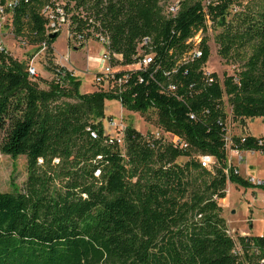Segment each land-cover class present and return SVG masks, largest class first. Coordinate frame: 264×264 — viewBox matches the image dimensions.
<instances>
[{"label": "trees", "instance_id": "obj_1", "mask_svg": "<svg viewBox=\"0 0 264 264\" xmlns=\"http://www.w3.org/2000/svg\"><path fill=\"white\" fill-rule=\"evenodd\" d=\"M10 1L0 0V14H11L20 40L47 43L54 79L49 89L38 88L0 50V154L28 159L23 190L0 192V264H245L233 253L219 199L229 181L252 185L234 167L226 173L225 137L229 117L245 123L264 116V0H181L175 16L166 12L167 0H62L70 39L84 46L105 38L112 65L137 63L140 42L151 40L142 53H153V63L129 71L123 93L91 94L53 61L60 31L47 34L42 10L55 1ZM207 16L218 30L219 56L243 63L237 74L205 73ZM199 32L202 55L193 59ZM106 99L132 111L157 108L161 124L189 147L129 125L123 153L102 123ZM247 132L233 138V148L264 153V136ZM199 152L214 155L219 167L196 158L178 162ZM237 240L259 250L247 251L246 262L261 264L264 235Z\"/></svg>", "mask_w": 264, "mask_h": 264}, {"label": "rangeland", "instance_id": "obj_2", "mask_svg": "<svg viewBox=\"0 0 264 264\" xmlns=\"http://www.w3.org/2000/svg\"><path fill=\"white\" fill-rule=\"evenodd\" d=\"M54 1L57 5L63 2L62 0ZM180 1L167 0L165 2L166 10L167 6L180 3ZM238 9L234 7L232 14ZM69 23V20L62 21L59 26L60 34L52 45L54 49L53 61L60 63V61L64 60L65 55L69 54L70 58L66 62L76 70V77L81 81L80 92L88 94L107 92L96 81V75L103 70L107 63L110 64L109 59L104 54V52L107 53L105 45L101 40L92 37L86 41L84 46H80L76 41L70 39ZM217 31L214 29L208 31L211 56L204 68L217 73L220 77H224L225 74H237L243 63H227L219 56L218 45L215 43ZM201 36V32L195 36L198 38L196 43L201 40ZM0 47H3L6 59L12 58L13 61L22 67V70L27 74L29 81L33 85L40 89H49L50 83L54 79V74L48 69V58H46L48 48L39 47L38 45H23L20 39L14 35L11 14L5 11L0 14ZM113 66L118 71L129 69L128 66ZM32 67L36 69L35 76L29 75V69ZM225 110L228 114L231 113L227 102ZM102 123L105 132L112 137H123L125 128L129 125L142 133L161 132L166 140L176 134L167 130L161 124L157 108L152 107L145 111H132L125 108L117 99L105 100V117L102 119ZM227 127L228 136L232 138L241 136L245 127L247 128V133L252 135L262 136L264 133V124L259 119L255 122L246 121L244 123L229 117ZM120 145L122 152L125 153L124 141ZM228 152H231V148H228ZM210 155L216 159L210 153L199 152L193 153L192 156H181L178 158V162L184 163L189 158L199 160L202 156ZM229 159L231 160V165L238 163L240 174L243 177L253 176L264 179V153L255 151L244 152L239 162L237 161V155L230 153ZM211 167L213 169L219 167L217 159L215 163H212ZM27 177L28 159L26 155H20L15 158L10 155L0 154V192L17 193L23 190ZM263 190L264 186H244L231 181L227 183L226 196L219 199V204L223 207L222 215L226 219L229 232L234 238L237 239L240 235L247 234H263L264 220L262 219V204L259 197Z\"/></svg>", "mask_w": 264, "mask_h": 264}, {"label": "built area", "instance_id": "obj_3", "mask_svg": "<svg viewBox=\"0 0 264 264\" xmlns=\"http://www.w3.org/2000/svg\"><path fill=\"white\" fill-rule=\"evenodd\" d=\"M15 3V1H10L9 6H13V4ZM180 9V3H174L171 4L169 6H167V10L166 12L168 13L169 16H175L178 11ZM1 12H4V9H1ZM43 15H45L46 17L49 18V23L47 24V34L50 35L53 32H57L59 30V26L61 24L62 21H65V16H64V9L62 7V2L61 4H56V3H48L45 5V7L42 10ZM208 17V25H209V30H211V21ZM200 37V35H199ZM196 39H198L197 37H194L195 40V48L189 53L188 57L190 58H198L202 55L201 49L200 47L197 45L198 43H196ZM22 42L23 45L27 46L30 45L27 43L26 40H20ZM101 41L103 42V44L106 43V39L102 38ZM150 38L149 37H145L141 42H140V46H139V50L141 51V57L139 59V61L135 64L129 65L128 68L126 69V72L123 73L122 75H119L117 69H115V67L110 63H107L104 67L103 70L100 71L97 75H96V81L97 84L100 85L102 87V89L104 91H115V92H119V93H123L126 90V83L128 82L130 73L129 71H134V70H141V69H146L151 63H153L154 61V54L153 53H142V48L144 45H147L150 43ZM39 47H46L47 48V43L43 42L41 44L38 45ZM0 49L3 50V47H0ZM144 50V49H143ZM105 57L109 59V56L107 53H105ZM69 54L65 55L64 60L63 61H68L69 60ZM67 63V62H66ZM62 66L63 65L61 62L59 63ZM71 73L72 75H74L75 77L77 76L76 70L74 68H69L67 66H65ZM74 69V70H73ZM205 73L210 74L213 71H208L204 68ZM29 75L30 76H35L36 75V69L34 67L29 69ZM208 81L210 83H212L214 81L213 78H209ZM170 89L173 90L174 86L170 85ZM192 118H195L194 114H191ZM255 120L253 121L252 119H249V122H255L257 119H259L263 124H264V116L259 117V118H254ZM127 127L125 128L126 131ZM125 131H124V135L123 137H112L110 136L112 139L117 140V142L120 144L122 143V141H124V136H125ZM153 134L158 137L163 139L164 141H167L171 144H173L176 147H180V148H188L189 147V143L185 140L182 139V137H180L179 135H172L169 138V140H166L164 138V136H162L161 132H153ZM92 137L97 138V135L94 131L91 132ZM168 136V135H167ZM246 135H242V137H245ZM256 137H261L258 135H254ZM264 136V133L263 135ZM234 138V137H233ZM233 138L228 136V127H227V133H226V147H227V153H228V148H231V151L236 152L237 153V161L239 162L242 159V155H240L239 153V149H235L233 148ZM245 139V138H243ZM247 151H252L254 152L255 150H247ZM255 152H260V151H255ZM262 153V152H261ZM199 161L206 167L208 168H212L211 165L212 163H215L216 159L213 156H202ZM228 169L226 170V173H229V169L230 167H234V172L236 174H240V169L237 165H231V163L228 160ZM241 175V174H240ZM247 179V181L249 183H251L252 185H256V186H264V179L262 178H255L253 176H249V177H245ZM260 200H261V204H262V219L264 220V190L263 192H261L260 194ZM248 235V234H247ZM250 235V234H249ZM264 235V231L263 234ZM238 239V238H237ZM235 238V247L233 249V253L242 261H245V264H249L248 262H246L248 256L246 254V252L248 251L250 255L252 254H258L259 250L256 247H251L250 249L245 248V246L240 243L238 240ZM258 261L261 264H264V256L258 258Z\"/></svg>", "mask_w": 264, "mask_h": 264}, {"label": "crops", "instance_id": "obj_4", "mask_svg": "<svg viewBox=\"0 0 264 264\" xmlns=\"http://www.w3.org/2000/svg\"><path fill=\"white\" fill-rule=\"evenodd\" d=\"M59 61H60V60H59ZM60 62H61L63 65L69 67V68H73V66L69 65V64L66 63L65 61H60ZM244 152H247V150H239V153H240V155H242V156H243V153H244ZM230 153H233V154L237 155V153H236V152H233V151H231ZM230 153L228 152V160H229V162L231 163V160L229 159V155H230ZM237 156H238V155H237ZM235 165H237V166L239 167L238 163H236Z\"/></svg>", "mask_w": 264, "mask_h": 264}, {"label": "water", "instance_id": "obj_5", "mask_svg": "<svg viewBox=\"0 0 264 264\" xmlns=\"http://www.w3.org/2000/svg\"><path fill=\"white\" fill-rule=\"evenodd\" d=\"M56 33H57V32H53V33H51V34H50V37H51V38H55V37H56ZM254 120H255V119L253 118V121H254Z\"/></svg>", "mask_w": 264, "mask_h": 264}]
</instances>
